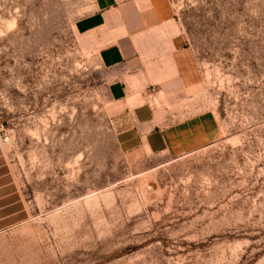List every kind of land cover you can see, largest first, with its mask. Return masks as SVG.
<instances>
[{"label": "rangeland", "instance_id": "1", "mask_svg": "<svg viewBox=\"0 0 264 264\" xmlns=\"http://www.w3.org/2000/svg\"><path fill=\"white\" fill-rule=\"evenodd\" d=\"M168 1L184 71L146 102L183 152L150 155L94 0H0V264H264V0Z\"/></svg>", "mask_w": 264, "mask_h": 264}, {"label": "crops", "instance_id": "2", "mask_svg": "<svg viewBox=\"0 0 264 264\" xmlns=\"http://www.w3.org/2000/svg\"><path fill=\"white\" fill-rule=\"evenodd\" d=\"M173 10L168 0H94L93 12L75 24L76 32L101 45L99 66L108 72L107 94L124 114L120 146L126 152L150 155L182 153L175 132L158 124L147 99L167 91L169 72L184 68L178 37L173 35ZM163 80L164 83L162 82Z\"/></svg>", "mask_w": 264, "mask_h": 264}]
</instances>
